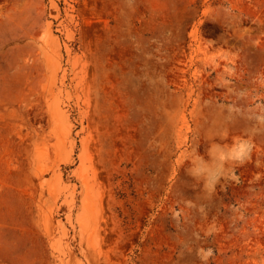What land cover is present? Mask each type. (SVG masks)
I'll list each match as a JSON object with an SVG mask.
<instances>
[{
	"label": "rangeland",
	"instance_id": "obj_1",
	"mask_svg": "<svg viewBox=\"0 0 264 264\" xmlns=\"http://www.w3.org/2000/svg\"><path fill=\"white\" fill-rule=\"evenodd\" d=\"M0 264H264V0H0Z\"/></svg>",
	"mask_w": 264,
	"mask_h": 264
}]
</instances>
